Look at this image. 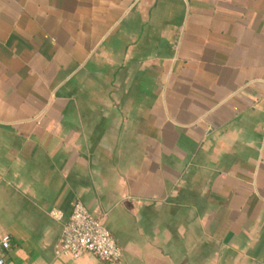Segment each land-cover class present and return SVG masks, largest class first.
I'll use <instances>...</instances> for the list:
<instances>
[{"label": "crops", "instance_id": "crops-1", "mask_svg": "<svg viewBox=\"0 0 264 264\" xmlns=\"http://www.w3.org/2000/svg\"><path fill=\"white\" fill-rule=\"evenodd\" d=\"M80 201L123 264H264V0H0L6 264Z\"/></svg>", "mask_w": 264, "mask_h": 264}, {"label": "built area", "instance_id": "built-area-1", "mask_svg": "<svg viewBox=\"0 0 264 264\" xmlns=\"http://www.w3.org/2000/svg\"><path fill=\"white\" fill-rule=\"evenodd\" d=\"M49 215L62 223L61 234L54 248L57 258L77 259L91 254L109 264H123V252L101 218L83 203H74L71 213L64 220L63 213L51 209ZM10 236H0V264H6L4 252L10 248Z\"/></svg>", "mask_w": 264, "mask_h": 264}]
</instances>
